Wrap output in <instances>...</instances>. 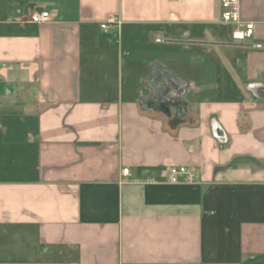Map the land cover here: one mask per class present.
Masks as SVG:
<instances>
[{
	"label": "crops",
	"instance_id": "crops-1",
	"mask_svg": "<svg viewBox=\"0 0 264 264\" xmlns=\"http://www.w3.org/2000/svg\"><path fill=\"white\" fill-rule=\"evenodd\" d=\"M239 3L243 43L219 0H0V264H260L264 0Z\"/></svg>",
	"mask_w": 264,
	"mask_h": 264
},
{
	"label": "built area",
	"instance_id": "built-area-1",
	"mask_svg": "<svg viewBox=\"0 0 264 264\" xmlns=\"http://www.w3.org/2000/svg\"><path fill=\"white\" fill-rule=\"evenodd\" d=\"M219 4L221 7V21L232 25L231 40L236 43H243L251 38L254 32V23L241 18L239 0H219ZM51 17L49 11L34 9L28 13L27 22L40 24L50 21ZM111 23H113L112 19H108L106 22L101 23L100 27L108 30ZM255 46L260 47L259 44ZM122 174L129 175L128 169H123ZM168 178L171 183H176L180 180L192 182L194 174L185 165L172 166L169 168Z\"/></svg>",
	"mask_w": 264,
	"mask_h": 264
},
{
	"label": "rangeland",
	"instance_id": "rangeland-1",
	"mask_svg": "<svg viewBox=\"0 0 264 264\" xmlns=\"http://www.w3.org/2000/svg\"><path fill=\"white\" fill-rule=\"evenodd\" d=\"M114 57H115V56H114ZM112 58H113V52H111V59H112ZM122 58L125 59V56L123 55ZM113 59H114V58H113ZM115 60H116V59H115ZM117 67H118V64H117V61H116V62H115V70L117 69ZM122 74H123L122 76L124 77V76H125V72L122 71ZM123 83H124V85H125V77H124V82H123Z\"/></svg>",
	"mask_w": 264,
	"mask_h": 264
},
{
	"label": "trees",
	"instance_id": "trees-1",
	"mask_svg": "<svg viewBox=\"0 0 264 264\" xmlns=\"http://www.w3.org/2000/svg\"><path fill=\"white\" fill-rule=\"evenodd\" d=\"M260 259V264H264V255L258 257Z\"/></svg>",
	"mask_w": 264,
	"mask_h": 264
}]
</instances>
